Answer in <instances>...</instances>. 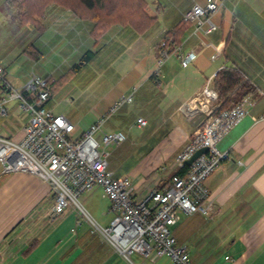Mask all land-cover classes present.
Here are the masks:
<instances>
[{"label": "crops", "instance_id": "0c3cea01", "mask_svg": "<svg viewBox=\"0 0 264 264\" xmlns=\"http://www.w3.org/2000/svg\"><path fill=\"white\" fill-rule=\"evenodd\" d=\"M146 1V11L153 17L148 27L137 30L129 24L115 23L98 40L91 32L92 21L80 18L67 7L51 4L58 11L55 20L63 21L62 25L67 23V28L74 25L72 32H76L72 42H58V55L65 59L69 51L73 53L68 57L70 60L74 56L69 62L74 63L71 68L83 75L93 76L97 71L90 66L96 65L104 76H110L105 80L110 87L102 98L104 109L96 117L131 94L132 100L127 102L135 101L140 110L137 118L144 117L150 125L149 132L143 135H167L171 140L156 162L158 172L150 182L152 188L166 185L177 173L178 153L202 123L199 118H187L180 107L222 67H237L251 81L257 89L255 103L219 143L229 150L230 158L206 179L215 198L214 215L182 213L172 226V233L177 243L187 244L193 262L230 264L228 255L235 264H264V0H228L231 8L223 5L215 14L219 28L211 33L191 35L190 25L182 35L180 52L162 65L158 76L154 70L162 36L182 20L184 11L207 0H194L179 11ZM71 43L77 45L75 51L69 49ZM216 48L220 49V56L212 60ZM88 50L93 56L85 60ZM192 50L196 57L189 66H182L181 56ZM0 60L7 76L1 52ZM76 64L78 68H74ZM15 79L7 81L18 89L28 78ZM56 79L49 100L53 109V93L62 77ZM5 93L0 85V100ZM13 100L4 103L5 111L0 108V124L11 114L5 105ZM27 112L21 130L14 132L6 126L0 128V135L22 139ZM147 182L145 178L135 181L139 196L146 193ZM96 187L106 198L102 187ZM52 201L48 182L26 172L4 173L0 163V264H172L166 255L153 259L134 253L131 259L124 258L101 233L92 231L89 220L72 203L63 214L51 216ZM90 209L104 225L113 217L109 202Z\"/></svg>", "mask_w": 264, "mask_h": 264}, {"label": "built area", "instance_id": "2783aa9c", "mask_svg": "<svg viewBox=\"0 0 264 264\" xmlns=\"http://www.w3.org/2000/svg\"><path fill=\"white\" fill-rule=\"evenodd\" d=\"M225 0H207L194 3L182 14V20L191 27V35L211 33L219 28L214 16ZM182 43H173L172 36L164 34L159 41V55L154 74L160 75L162 65L174 54L180 52ZM196 51H187L181 56V64L187 67L196 57ZM220 56V49L211 55L212 60ZM216 72L209 76L204 85L181 107L189 119H201L188 144L177 156L178 167L186 170L175 173L166 185L154 187L139 196L136 186L128 176H114L109 169V151L101 149L96 133H102L104 145L126 139L121 131H104L103 123L124 102L132 96L121 97L103 117L86 130L76 134L78 126L64 114L49 106L54 75L32 74L21 88H14L6 79V71L0 60V85L6 89L0 100L4 103L18 99L20 106L29 111L24 126V136L14 140L0 135V163L2 172H26L38 176L51 185L53 201L51 216L63 214L72 203L91 223L92 231H98L126 259L134 253L157 259L168 256L172 264H200L193 262L187 244L176 242L172 226L181 214L200 213L213 216L215 198L206 185V179L230 158L228 149L220 146L221 139L248 114L255 99L247 96L235 106L216 112L218 92L214 86ZM147 120L137 118V125L144 126ZM207 146L188 164L199 148ZM102 187L110 200L113 217L109 224L101 225L79 202L78 197L94 187ZM230 264L235 261L227 255Z\"/></svg>", "mask_w": 264, "mask_h": 264}, {"label": "rangeland", "instance_id": "374dc122", "mask_svg": "<svg viewBox=\"0 0 264 264\" xmlns=\"http://www.w3.org/2000/svg\"><path fill=\"white\" fill-rule=\"evenodd\" d=\"M148 1L178 11L183 6L194 2V0ZM199 2H204V0H199ZM147 5L148 3H146V7ZM50 6L51 4L47 6L43 16L44 30H39L34 23L22 25L17 22L12 13V11L14 12L12 6L8 5L6 0H0V52L5 56L6 78L10 81L15 78L24 81L34 73H51L56 78L62 77L61 83H58L53 93L54 110L56 113L64 114L71 121L73 120L78 126L76 130V134H78L106 114L100 113V117H96V113L104 109L102 98L110 87V83L105 80L107 77L110 79V76H104L96 65L90 66L97 71L93 76L83 75L81 72L73 70L71 67L74 63L69 62L74 60V56L70 60L68 57L73 54L69 49L75 51L78 48L74 43L70 44L71 47L68 49L69 52L65 59L58 55L60 51H57V48L59 49L61 46L58 45V42L65 39L72 42L76 32H72L74 25L72 27L69 24V28H67V23L62 25L63 21L55 20L58 11ZM223 7L231 8L228 0L224 1ZM44 19L46 20L44 21ZM42 43H47V45H42ZM135 103V101L133 103L126 102L117 111L108 115L102 126L104 131L122 130L126 134L125 140L104 145L101 132L96 133V138L101 143V149L109 151V169L114 172V176H128L134 184L138 179H147L148 182L145 185L147 193L152 188L149 187L151 180L157 176L156 162L172 142L167 135H143L149 132L150 125L148 123L146 126L138 127L137 116L140 110ZM5 106L11 114L5 117L6 120L0 124V128L9 126L14 132L21 130L28 117V112L20 106L18 99H14ZM49 186L51 188L50 184ZM97 188L95 187L91 192H84L78 197V200L94 219L104 225L101 223L102 220L93 215L92 209H90L91 206L97 207V209L101 208L104 202H109L110 205L108 197L103 198L102 191Z\"/></svg>", "mask_w": 264, "mask_h": 264}, {"label": "trees", "instance_id": "16d2710c", "mask_svg": "<svg viewBox=\"0 0 264 264\" xmlns=\"http://www.w3.org/2000/svg\"><path fill=\"white\" fill-rule=\"evenodd\" d=\"M6 2L14 9L13 16L17 22L22 25L34 23L39 30H44L42 19L48 5L58 4L67 7L80 18L93 22L91 32L97 40L115 23L129 24L137 30H144L153 20L146 12V0H6ZM189 26L188 22L181 20L167 34L172 36L173 43H179ZM157 47L159 52V43ZM92 56L91 50L84 54L85 60ZM78 67L79 65H74V68ZM57 81L52 83L51 93ZM214 86L219 97L217 113L235 106L247 96L254 97L257 94L255 86L237 67L220 68L214 77ZM185 170L186 166L180 168L177 173H183Z\"/></svg>", "mask_w": 264, "mask_h": 264}, {"label": "water", "instance_id": "95a60500", "mask_svg": "<svg viewBox=\"0 0 264 264\" xmlns=\"http://www.w3.org/2000/svg\"><path fill=\"white\" fill-rule=\"evenodd\" d=\"M208 150L207 146H203L199 148L189 159H187V163L191 164L197 156H199L201 153L206 152Z\"/></svg>", "mask_w": 264, "mask_h": 264}]
</instances>
